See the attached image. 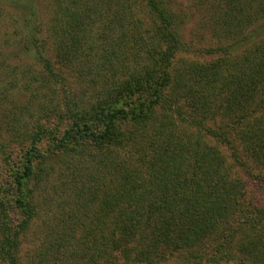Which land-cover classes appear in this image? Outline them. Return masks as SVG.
Here are the masks:
<instances>
[{
    "label": "trees",
    "instance_id": "16d2710c",
    "mask_svg": "<svg viewBox=\"0 0 264 264\" xmlns=\"http://www.w3.org/2000/svg\"><path fill=\"white\" fill-rule=\"evenodd\" d=\"M201 2L228 38L264 29V0ZM46 5L53 56L30 26L32 82L61 90L71 74L98 91L39 97L30 125V104L19 117L1 89L0 264H264V203L241 173L264 166V35L179 66L173 0Z\"/></svg>",
    "mask_w": 264,
    "mask_h": 264
},
{
    "label": "rangeland",
    "instance_id": "374dc122",
    "mask_svg": "<svg viewBox=\"0 0 264 264\" xmlns=\"http://www.w3.org/2000/svg\"><path fill=\"white\" fill-rule=\"evenodd\" d=\"M24 2L28 1L19 0L17 3V0H0V91L4 86H7L11 91L12 94L6 101L11 106L10 108L16 110L14 113L19 117L21 109L30 104L31 110L22 116L27 122L22 120L20 124L32 125L41 114L39 97L42 98L44 95L54 96V102H56V99L57 101L61 100L62 95H67V97L76 96L79 100L89 103L94 99L98 89H93L91 86H87L86 83L77 82L73 76H70L71 74H65L66 81L59 84L61 90L55 88L56 85L43 90L37 88V83L34 80L32 82V79L34 72H38L42 68V61L37 58V47H28L32 45L29 44L32 42L31 37L34 36H30V26L34 33V26H37L35 36L44 57L52 58V41L48 38L47 30L50 10L46 5V0H33L36 16L32 17L31 23L28 22V24L26 21L28 14H25V10L21 6V3L24 4ZM173 5L179 18L182 20L184 17L179 30L181 52L178 61H176L179 66H182L186 61L203 58L204 53L209 48L227 44L235 47H246L253 41L252 39L264 35V29L253 26L245 30L244 33L241 32L235 37L228 38L221 22L217 21L218 17L214 10L202 3L201 0H173ZM31 48L35 50H31ZM14 81L20 83L16 88L12 87ZM40 94L42 95L39 96ZM53 106L54 104H50L49 109ZM50 120L58 121L55 117H51ZM249 169L250 171L241 170L249 185V195L264 203V181L259 180L254 175V173L261 174L264 177V166L250 163ZM47 220V214H44L43 219L34 224L29 232L25 248L31 246L30 243L41 236V226Z\"/></svg>",
    "mask_w": 264,
    "mask_h": 264
}]
</instances>
